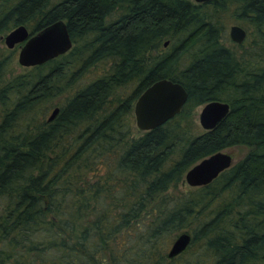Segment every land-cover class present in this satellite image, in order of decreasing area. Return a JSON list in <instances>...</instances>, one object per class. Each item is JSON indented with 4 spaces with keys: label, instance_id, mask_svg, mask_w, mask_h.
Masks as SVG:
<instances>
[{
    "label": "trees",
    "instance_id": "obj_1",
    "mask_svg": "<svg viewBox=\"0 0 264 264\" xmlns=\"http://www.w3.org/2000/svg\"><path fill=\"white\" fill-rule=\"evenodd\" d=\"M227 5L252 27L240 53L222 42ZM57 20L66 53L8 79L0 58V264H264V0H0V36ZM161 78L187 100L135 136L134 103ZM211 100L229 112L196 132L191 115ZM234 146L247 151L211 183L170 194ZM182 232L190 242L169 257Z\"/></svg>",
    "mask_w": 264,
    "mask_h": 264
},
{
    "label": "water",
    "instance_id": "obj_2",
    "mask_svg": "<svg viewBox=\"0 0 264 264\" xmlns=\"http://www.w3.org/2000/svg\"><path fill=\"white\" fill-rule=\"evenodd\" d=\"M206 2L209 0H191ZM230 39L241 43L246 31L240 25L233 24L229 28ZM7 48L22 44L17 61L23 67L40 65L59 55L66 53L72 46L67 25L62 20L54 21L42 29L31 33L24 25H19L4 35ZM167 42L164 43L166 45ZM187 100V92L179 82L161 78L150 84L136 99L133 106L135 125L139 130L147 131L162 125L180 112ZM59 108L56 106L48 116L54 119ZM229 104L219 100H211L202 105L198 119L204 130H210L219 124L228 114ZM232 165V157L223 150L212 153L191 166L184 174L185 182L191 187L211 183L222 171ZM190 242V235L182 232L173 240L168 256L181 253Z\"/></svg>",
    "mask_w": 264,
    "mask_h": 264
},
{
    "label": "rangeland",
    "instance_id": "obj_3",
    "mask_svg": "<svg viewBox=\"0 0 264 264\" xmlns=\"http://www.w3.org/2000/svg\"><path fill=\"white\" fill-rule=\"evenodd\" d=\"M233 7H231V5H229V6L227 5V7H224L220 13V17H221L220 21L222 22V25H223L222 42L227 47H230L233 50L240 53L244 49H247L250 46V44L253 43V41H252L253 31H252V27H250L246 21L237 19L236 14H235V7L234 8ZM115 17H116L115 15L112 16V18H115ZM233 24L240 25L246 31V37L242 41L241 46H240V44H237L230 39L229 28ZM28 30H30V28H28ZM3 37L4 36H0V58L4 57L6 55L11 56L10 64L8 66V70H7V74H6L7 75L6 78L8 79L13 75L24 72L25 69L28 67L21 66L17 61L18 52H19V49H20L22 44H17V45H15V47L13 49H9L6 47ZM169 45L170 44L167 43L165 46H162L161 49L167 48ZM107 67H108V65L103 64V63H98L97 65L88 67V69L83 73V75L75 82V84L72 87V90L78 89L79 87H82L83 85H85L86 83L91 81L92 79H95L96 77L100 76ZM67 95H68V93L64 92L61 95H58V96H55V97L49 99V101L45 103V106L47 108L46 112H45V116L47 117L50 114L53 107L60 106L61 104H63ZM201 106L202 105L197 106L195 108L194 112L191 115L192 118L190 119V123L192 125H194L193 129L196 132L204 131V129L199 124V119H198V116H199V113L201 110ZM141 132H142V130H139L136 127L135 119H134L133 135L137 136V135L141 134ZM223 151L227 152L228 154L231 155L232 164H233L236 161H238L245 154V152L247 151V148L244 146H234V147L226 148ZM192 188H194V187L189 186L185 182V180H183V182H180L176 187H173L170 189V194L171 195H177L179 193L186 192ZM170 244H171V242L168 244L167 250H168Z\"/></svg>",
    "mask_w": 264,
    "mask_h": 264
},
{
    "label": "flooded vegetation",
    "instance_id": "obj_4",
    "mask_svg": "<svg viewBox=\"0 0 264 264\" xmlns=\"http://www.w3.org/2000/svg\"><path fill=\"white\" fill-rule=\"evenodd\" d=\"M235 43H236V42H235ZM241 43H242V42H241ZM241 43H237V44H241ZM201 107H202V106H201ZM230 167H231V166H230ZM230 167H229V168H230ZM227 169H228V168H227Z\"/></svg>",
    "mask_w": 264,
    "mask_h": 264
}]
</instances>
